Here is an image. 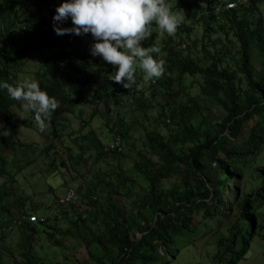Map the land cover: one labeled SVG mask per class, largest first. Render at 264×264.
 I'll return each mask as SVG.
<instances>
[{
    "label": "trees",
    "instance_id": "trees-1",
    "mask_svg": "<svg viewBox=\"0 0 264 264\" xmlns=\"http://www.w3.org/2000/svg\"><path fill=\"white\" fill-rule=\"evenodd\" d=\"M237 1L231 10L221 8L202 17L211 6L219 3L224 7L225 2L177 0L174 9L191 23L181 21L175 45L169 37L160 47L158 58L164 61V72L154 82L144 83L137 69V83L124 89L108 80L112 67L90 55V34L53 33L51 17L61 0H0V80L15 86L21 82L19 76L26 65L32 63L30 74L57 101V108L44 124L51 138L46 152L63 136L65 116L70 115L81 122L71 139L76 150L68 155V163L59 161L58 170L68 174L76 171L92 155L94 163L105 162L98 173L82 178V191L74 189L77 203L59 205L72 188L56 198L57 210L52 217L32 214L35 209L21 207L17 211L18 216L46 218L43 223H23L16 229L20 233L18 264H46L37 255L35 242L60 248V236L82 244L94 264H171L179 247L195 244L203 232L209 240L216 239L214 264H235L243 258L260 233L264 208V21L258 9L264 0ZM198 25L202 31L199 41L190 35ZM62 26L70 27L71 22ZM154 34L142 46L150 47ZM212 34L221 38L212 40ZM183 78L188 80L187 89L193 91L176 101V92L169 91ZM159 89L163 97L157 99ZM90 90L93 94L89 96ZM91 97L97 104L84 119L83 109L92 102ZM107 103L121 108L132 105L135 110L130 111L137 115H130L132 123H127L124 116L113 112L115 122L110 127L111 119L106 118L112 139L105 150L91 122ZM15 109H21L19 103L0 91V123L7 128L0 137V176L9 180L18 172H13V164L19 161L17 148L29 146L18 142L17 128L36 125L31 112L18 116ZM137 129L143 141L139 147L132 137ZM123 142L134 151L137 179L119 166V158H125ZM8 151L11 159L4 157ZM35 152L28 148L22 155L26 166L36 160ZM115 158L118 173L106 170L111 164L107 160ZM10 162L7 172L5 165ZM101 166L93 165L92 170ZM168 179L175 181L165 186ZM240 183L242 189L246 185L252 188L237 198ZM223 193L225 198H221ZM117 197L130 199V208L119 205ZM224 208H230V217ZM13 219V215L4 217V222L7 225ZM220 221L228 226L225 237L220 236ZM88 224H96L95 232ZM208 225L214 228L204 230ZM137 231L139 237L134 236ZM4 240L5 235H0V257L4 250L5 257L13 258L2 245ZM99 251L103 253L95 257Z\"/></svg>",
    "mask_w": 264,
    "mask_h": 264
},
{
    "label": "rangeland",
    "instance_id": "rangeland-1",
    "mask_svg": "<svg viewBox=\"0 0 264 264\" xmlns=\"http://www.w3.org/2000/svg\"><path fill=\"white\" fill-rule=\"evenodd\" d=\"M177 0H167L168 6L173 12H180L176 11L174 9V5ZM264 2H260L258 5V9L262 13V18L264 21ZM181 13V12H180ZM181 21H184L186 24H190V21H186L185 17L182 13ZM192 23L197 25V22L192 21ZM194 25V26H195ZM201 25H198L197 27L193 28V30L190 32V35L194 40L198 41L200 40V36L202 34V31L200 29ZM157 28L155 24H151L150 32L151 34L155 32L154 38L151 40V46L160 47L163 46L165 43L164 40L171 37V45H175V40L178 32L174 33L171 36H168L167 34H160L158 31H155ZM193 33H196V35ZM149 38V37H148ZM220 39V34H212L211 39ZM89 40H92L91 37ZM147 39L142 42V44H146ZM180 43H177L179 45ZM184 43H181L180 45H183ZM147 47V46H145ZM196 48H199V43L196 45ZM34 66L32 63H28L26 65V70L24 74L19 76L20 81L22 82L25 78L29 79H35L33 78V75L30 74V72L33 70ZM188 86V80L186 78H183L178 83H173L172 87L173 89L169 92L173 94V92H176V96H173L176 101H179L183 94L185 93H191L193 90L189 91L187 89ZM163 90L159 89L157 90V99L163 97ZM93 94V91H89V96ZM92 97L90 98V100ZM86 108L83 109V118L88 119L90 113L93 111V107L97 104V99L94 98L91 100ZM101 105V104H100ZM99 114L92 119L91 122V129L94 131L96 138L101 142L104 149L106 150L111 143L112 139V133L108 129V126H105L106 124V118H110L111 120H108L109 127L112 125L114 120V114L113 112H117L119 116H124L125 121L127 123H132V120H130V115L135 116L137 115L136 111H130L131 108L135 110V107L129 104H126L124 107H118L114 106L111 103H107L106 105H103L100 107ZM109 109V111L107 110ZM105 110H107L105 112ZM16 114L19 116L22 114L24 115L26 111L20 109L16 110ZM151 115V114H150ZM151 120V118H148ZM80 120H73L70 115L65 116V122L63 123V128H66L64 130L63 136L55 139L52 143L51 149L46 152V147L51 142L50 138V129L44 125L42 128L38 127L37 125L34 126H27V127H18L17 128V140L21 144L27 143L29 145L25 148H17L16 156H18V163L13 164V172H16L15 170H18L17 175H15V178L13 180H9V178L6 179V175L0 176V229L2 230L6 223H4V217H10L11 215H17V211H19L22 208V210H32V214L34 212L41 217H52L57 210L56 206V198H59L63 196V193L66 189L72 188V189H78L82 191L83 188V182L81 181L82 178H86L90 174L98 173L99 170L102 168L101 165L105 164L103 163H94L95 162V155L86 157V163H84L82 166H79L76 171H72L68 174L66 170H58L60 167L59 161L63 160L66 163H68V155L72 154L74 152L75 147L73 146V143L71 142V139H73L76 135L73 133L75 129L78 127V125L81 124L79 122ZM135 122V121H134ZM137 125V124H136ZM139 126V125H137ZM139 128V127H138ZM72 132L71 135H67L68 132ZM84 132V131H83ZM2 135H0L1 137ZM134 140L137 142L135 143V146H140V143H143L142 141V135L140 131H138L132 136ZM144 146V145H143ZM142 146V147H143ZM137 147V150L140 149ZM141 147V148H142ZM30 149L36 150V160L29 166H26V157L23 156V160L21 159L22 155L25 154V152ZM135 150L134 148H132ZM7 151V149H5ZM76 150V149H75ZM56 153V154H53ZM122 153L124 154L125 158H119L121 160L119 166L123 168L125 172L129 174L130 177L137 179L136 172L134 171L133 162H134V151H131L130 148L123 142V150ZM10 155V156H8ZM0 157H2L0 155ZM4 157L12 158L10 152L8 151V154ZM52 157H55V160L51 161ZM57 157L59 160H57ZM118 158L115 159H109L108 162L111 161V164H109L106 167L107 171H113V172H119V169L117 168ZM15 160H13L14 162ZM12 162V161H11ZM11 162L5 165V170L7 172L10 171V165ZM93 165L101 166L95 170H92ZM92 170V171H91ZM45 172V173H41ZM51 174H47V173ZM175 180L174 179H168L165 180L163 183L165 186H170ZM243 185L241 183L239 184L237 190H236V196L237 198H240L243 196V193H247L250 188H252V185H246L245 189H242ZM78 190V191H79ZM226 197V193H223L221 195V198ZM22 200L24 203H14L15 201L19 202ZM117 202L121 206H125L127 208L129 207L130 199H124L122 200L121 197H117ZM226 212L228 213V216H231V212L228 208H224ZM124 212H128L127 209H125ZM262 216H261V230L258 236H256L251 244L250 247L247 249V252L244 254L243 258L239 261H236L233 257V260H235V264H264V208L261 210ZM96 214V212H95ZM94 214V215H95ZM98 215V214H97ZM93 217V215H91ZM98 219H100V216H97ZM199 219V218H198ZM208 221V220H205ZM97 224L99 223L96 222ZM90 228L94 231L97 226L96 224H88ZM226 225H224V221L219 223V228L221 230L220 236H227V233L225 232V229L227 230ZM214 228L213 225L204 226V230H209ZM0 230V231H1ZM95 232V231H94ZM205 232L198 235V238L195 244H192L191 246H188L186 248L179 247L180 251L176 258L172 259L171 264H214L213 262V255L215 253L214 244L216 242V239L214 238L213 241L209 240V237L205 234ZM1 235V234H0ZM139 233L134 232V236L139 237ZM20 237V233L15 230L12 232H8V236L5 237L4 242L2 243L3 247L9 251L10 256L14 255L12 257H5L4 250H1L2 254L4 256L0 257L1 263L0 264H18L20 261V258L18 257L17 253V243ZM41 238H43V235H40ZM60 241L63 244V247H57L53 243H45L41 240L38 242H35L38 246H35V251L38 253L39 257L41 258V261L46 264H94L91 262L86 254V251L82 244L76 243L71 237H66L64 239H61ZM103 252L99 251L96 252V256H100ZM8 255V254H7ZM224 264V263H223Z\"/></svg>",
    "mask_w": 264,
    "mask_h": 264
},
{
    "label": "clouds",
    "instance_id": "clouds-1",
    "mask_svg": "<svg viewBox=\"0 0 264 264\" xmlns=\"http://www.w3.org/2000/svg\"><path fill=\"white\" fill-rule=\"evenodd\" d=\"M222 1L225 6L233 5L230 9L224 8L226 10L235 8L238 3L237 0ZM219 5L205 10L202 17H207L211 9ZM181 18L182 13L173 12L167 0H61L54 8L51 23L52 31L57 36L90 34L93 41L89 47L90 55L99 57L112 67L108 80L130 89L137 83L134 75L137 69L144 83L154 82L164 72V61L158 58L160 49L142 46V42L151 34L152 22H155L160 34L171 36L177 31ZM67 21L71 22V26L63 27ZM0 91H6L22 110L31 112L36 125L41 128L57 108L55 98L48 96L35 79L25 78L15 86L0 80ZM6 131L7 128L0 123V135ZM21 216L13 215L14 219L0 229V234L6 237L8 232L15 231L18 227L12 226V223ZM34 217L43 220L33 223L36 224L45 222L49 216Z\"/></svg>",
    "mask_w": 264,
    "mask_h": 264
},
{
    "label": "built area",
    "instance_id": "built-area-1",
    "mask_svg": "<svg viewBox=\"0 0 264 264\" xmlns=\"http://www.w3.org/2000/svg\"><path fill=\"white\" fill-rule=\"evenodd\" d=\"M231 7H233L232 4H228L225 7H222L221 5H219L217 8L211 9V10H212V12H214V11H218L221 8L230 9ZM77 202H78V197H77L75 191L73 189H69L66 191L64 197L59 201V205L61 207H66L70 204H75ZM37 221L42 222L43 220L42 219L37 220L34 216H31V217L21 216V217L15 219V221H13L12 226L19 227L22 223H34Z\"/></svg>",
    "mask_w": 264,
    "mask_h": 264
}]
</instances>
